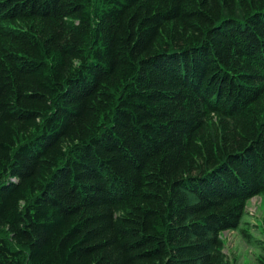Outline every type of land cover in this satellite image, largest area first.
<instances>
[{
  "label": "trees",
  "instance_id": "trees-1",
  "mask_svg": "<svg viewBox=\"0 0 264 264\" xmlns=\"http://www.w3.org/2000/svg\"><path fill=\"white\" fill-rule=\"evenodd\" d=\"M256 194L264 0H0V264H232Z\"/></svg>",
  "mask_w": 264,
  "mask_h": 264
},
{
  "label": "rangeland",
  "instance_id": "rangeland-1",
  "mask_svg": "<svg viewBox=\"0 0 264 264\" xmlns=\"http://www.w3.org/2000/svg\"><path fill=\"white\" fill-rule=\"evenodd\" d=\"M264 195L251 196L235 228L221 231L232 264H256L264 243Z\"/></svg>",
  "mask_w": 264,
  "mask_h": 264
}]
</instances>
